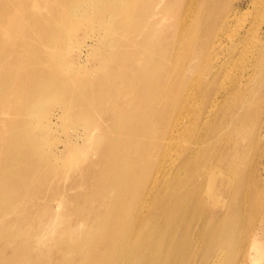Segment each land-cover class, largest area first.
<instances>
[{"label": "bare ground", "instance_id": "bare-ground-1", "mask_svg": "<svg viewBox=\"0 0 264 264\" xmlns=\"http://www.w3.org/2000/svg\"><path fill=\"white\" fill-rule=\"evenodd\" d=\"M21 7L37 9V38L58 44L61 32L78 64L59 72L50 57L31 75L0 73V100L42 109L47 128L60 118L49 99L82 125L109 124L103 144L86 130L63 150L28 147V122L3 125L0 218L23 213L3 230L41 219L48 238L29 262L264 264V0H2L0 14L14 10L3 36ZM85 25L103 37L78 45ZM183 141L194 144L177 149ZM69 154H84L75 167L86 170L59 180ZM84 186L96 191L78 194Z\"/></svg>", "mask_w": 264, "mask_h": 264}, {"label": "rangeland", "instance_id": "rangeland-1", "mask_svg": "<svg viewBox=\"0 0 264 264\" xmlns=\"http://www.w3.org/2000/svg\"><path fill=\"white\" fill-rule=\"evenodd\" d=\"M243 1L245 4L248 0ZM3 2L5 3V1ZM1 3L2 0H0V4ZM13 12L14 10L10 12L6 11L4 13L2 12L0 14V25H6L8 19L13 18ZM32 12L36 13L38 11L37 9H34L33 11L30 10L28 13L24 12V8L21 7L20 11L18 9V13L16 15L19 20L14 26V29H12L13 31L11 35L9 37L6 36V38L0 33V44H2V42H5L4 51L0 49V57L3 58V60H1L0 58V73L6 77L5 79L8 78L9 81L15 79L18 76H27L33 74V66L45 65V63L48 62L50 57L55 58L51 59L50 61V66L54 70L57 69L59 72L61 70L63 72L68 73L69 71L72 72L75 68H77L76 65L78 64V60L76 54H73V52H71L70 49L67 48L69 41L65 44L62 43L61 32L58 36L60 39L58 40V44H53L49 40L43 42L37 38V33L34 31V27L36 25L34 22H29L30 20H33L35 15H33ZM92 12L94 13L93 10L87 12L84 15L85 18H93V16L96 14H93ZM166 24L169 23L165 22V24L159 25L158 29H162L166 26ZM58 27L61 31L62 28L59 25ZM41 32L44 34L45 31L41 30ZM72 33L73 35H75V37L77 36L78 45H90L91 37L94 36H100L101 38L103 37V34H97V32L93 30V27L90 25H85L79 31H76V33ZM46 36L48 38H46ZM50 36V34H46L45 39H49ZM100 49L101 48L99 47V51ZM15 50L16 53L13 54L12 52ZM88 59H90L89 69L86 73L92 75L97 74V64L92 59V56ZM5 79H2V76L0 75V82L4 81ZM10 89L12 90L10 86H4L2 88V90L7 92ZM1 102L3 103L0 104V138H5L8 136V134L3 132V130H5L3 127L4 124L8 126L9 130L13 131L12 124L15 123L13 122V120L20 122H28V139L26 140L28 141L26 143L28 147L31 145V143H34V145H36V143L39 145H43L48 139L53 145L57 144V147L63 150V144H65L68 138H74L76 134L78 135V133H84L86 130L91 131V134L96 135L95 137H97V135L99 134L98 136H101L103 138V142H100L101 144L106 141V138L108 136L104 133V130L109 127V124L107 123V121L105 122L102 116L98 117L91 126L82 125L78 122L76 118H72L71 116L67 115L66 109L62 105H59L56 100L49 99V102H52L51 106H53L51 108V112H59L60 118L56 121V124L53 125V127L49 126L48 128L47 125L44 123L42 109H33L34 107L31 104H28L27 107L24 104H18L17 102L11 99ZM122 104V102L117 101V103L114 104H107L106 107L109 109L119 107ZM37 112L41 114V118L34 119L32 115L33 113ZM235 142L237 143V141H232V145H234ZM193 144L194 141H183L179 143L176 147L177 149H184L186 147L192 146ZM244 144H246V141L240 142L241 147H243ZM129 152L132 153L131 151ZM9 155L10 153L8 151L0 154V160L8 157ZM83 159L84 154L81 155V157L77 158L74 154H69L66 158H64L65 167L64 169L59 171L60 173H58L57 178L61 180L66 175H70L73 178L80 177L83 174V171L86 170V166H83L81 168V171H79L77 170L78 167L76 168L75 165L79 163L81 164ZM214 165L216 166L217 162H215ZM3 170L6 169L3 168ZM93 173H95V170ZM57 184L60 187H66L70 185V183L66 181H58ZM84 188L85 189H78L77 193L81 195L91 196L96 191V188L94 187L88 188L84 186ZM71 207L73 206L67 205L68 209H70ZM22 215L23 213L19 214L18 217L16 215H5L4 218H0V264H32L31 262H29L31 257L34 258L39 256L41 253H43L44 255L47 253L48 238L41 236L44 233L43 230L40 231V229H36L37 223L41 219H35L33 222H31V224L23 221L22 225L20 224L19 226H14L8 231L3 230L6 226L7 228L10 227L8 226V223L3 224V222L9 219L11 220L10 222L14 221L15 219L18 221L17 218H22ZM83 230L84 229L82 228L79 232H82ZM53 254L55 255L56 253L53 252ZM8 258L11 259L6 260ZM44 261L45 257H42L40 260H38L39 264H42Z\"/></svg>", "mask_w": 264, "mask_h": 264}]
</instances>
